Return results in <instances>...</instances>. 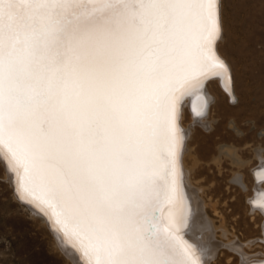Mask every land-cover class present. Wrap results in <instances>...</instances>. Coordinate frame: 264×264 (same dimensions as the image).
Here are the masks:
<instances>
[{
    "label": "snow or ice",
    "instance_id": "1",
    "mask_svg": "<svg viewBox=\"0 0 264 264\" xmlns=\"http://www.w3.org/2000/svg\"><path fill=\"white\" fill-rule=\"evenodd\" d=\"M222 31L221 0H0V158L83 264H203L178 113L231 84Z\"/></svg>",
    "mask_w": 264,
    "mask_h": 264
},
{
    "label": "rangeland",
    "instance_id": "2",
    "mask_svg": "<svg viewBox=\"0 0 264 264\" xmlns=\"http://www.w3.org/2000/svg\"><path fill=\"white\" fill-rule=\"evenodd\" d=\"M222 2L226 37L218 46L233 67L237 102L210 82L207 89L218 100L209 111L208 130L193 125L185 102L183 126L192 130L186 165L189 170L194 167L192 181L202 189L208 215L217 219L210 207L218 204V211L227 218V230L237 233L242 242L251 240L253 255L263 257L260 254L264 249L258 246L263 237L261 223L259 220L256 227L253 213L248 211L253 198L247 195L253 189L242 190L234 179L238 173L243 174L251 185L257 151L264 153V0ZM6 177L0 161V264H72L46 223L17 200ZM219 240L227 242L226 238ZM229 256H233L232 263H228ZM213 264L241 261L229 252Z\"/></svg>",
    "mask_w": 264,
    "mask_h": 264
},
{
    "label": "bare ground",
    "instance_id": "3",
    "mask_svg": "<svg viewBox=\"0 0 264 264\" xmlns=\"http://www.w3.org/2000/svg\"><path fill=\"white\" fill-rule=\"evenodd\" d=\"M223 3L222 2V39L217 42V54L225 61L229 66L231 71L232 81L229 84L227 76L224 73L217 74L211 78H208L201 84L191 86L185 90L183 95L180 97L179 101V113H178V126L182 136V149L179 156V164L182 171V194L184 197V216L183 223L181 228V233L184 235V238L193 244L197 249L203 264H213V262L219 256H223L224 253H232L238 257L241 261V254H244L245 261L244 264H256V262L264 261V251L261 252V256L258 257L253 255V247L248 242H242L237 237V233L229 232L226 228L227 218L221 214L217 205L211 206L214 215L217 219H212L208 215V205L202 198V189L197 187L192 181L191 172H194V167L192 170H189L186 165V154L188 152V143L187 141L192 136V130L183 126L184 118V106L187 104L188 108L193 116L194 124L200 125L204 129H211L210 122L208 120L209 111L212 109L213 104L217 103L216 95H213L209 89H207L210 82L214 81L218 84L231 98L234 102H237V94H235V73L233 67L227 57L219 48V43L225 40V21L223 18ZM229 43V42H228ZM187 103L185 104V102ZM216 106V105H215ZM212 124V123H211ZM257 166L253 169V182L251 185L247 183L246 178L243 174L238 173L235 176L234 182L238 184L242 190L251 188L253 193L247 195V198L252 197V203L248 211L253 213L252 221H255L257 227V222L260 220L261 231L263 237L259 238L261 244H258L259 247L264 249V208H261V203H264V153L263 150L257 151ZM1 163L3 164L6 171V178L10 181L17 200L27 207L31 213L37 217H40L46 225L49 227L52 232L56 243L59 249L68 257L72 264H83V259L81 258L79 252L70 244L66 243L62 236H60L54 230V226H51V222L48 217L45 216L38 208L31 205L26 200L19 198V193L16 191L15 187V177L14 173L11 172L10 168L7 166V162L0 158ZM196 162V161H195ZM194 166H197L195 164ZM245 191V190H244ZM221 233V234H220ZM242 234V233H241ZM223 238L227 239V242H223ZM221 239L222 241H220ZM236 239V240H235ZM211 241V247H208L209 242ZM251 241V240H250ZM243 245V247H240ZM256 246V245H255ZM66 253H70L68 255ZM255 254V253H254ZM253 255V256H252ZM226 256V255H225ZM66 257V258H67ZM233 256H229L228 263H232ZM242 264V261H241Z\"/></svg>",
    "mask_w": 264,
    "mask_h": 264
}]
</instances>
